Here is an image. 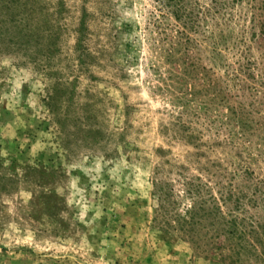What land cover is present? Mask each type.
Returning <instances> with one entry per match:
<instances>
[{
  "label": "rangeland",
  "instance_id": "1",
  "mask_svg": "<svg viewBox=\"0 0 264 264\" xmlns=\"http://www.w3.org/2000/svg\"><path fill=\"white\" fill-rule=\"evenodd\" d=\"M0 264H264V0H0Z\"/></svg>",
  "mask_w": 264,
  "mask_h": 264
}]
</instances>
